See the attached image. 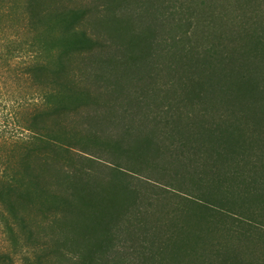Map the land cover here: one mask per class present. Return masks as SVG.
Wrapping results in <instances>:
<instances>
[{
  "label": "trees",
  "instance_id": "trees-1",
  "mask_svg": "<svg viewBox=\"0 0 264 264\" xmlns=\"http://www.w3.org/2000/svg\"><path fill=\"white\" fill-rule=\"evenodd\" d=\"M54 22L66 43L49 65L30 33ZM129 168L193 197L167 216L170 197H147ZM252 205L264 208V0H0V264H236L264 249ZM213 224L242 233L235 257L223 243L197 254Z\"/></svg>",
  "mask_w": 264,
  "mask_h": 264
},
{
  "label": "rangeland",
  "instance_id": "rangeland-1",
  "mask_svg": "<svg viewBox=\"0 0 264 264\" xmlns=\"http://www.w3.org/2000/svg\"><path fill=\"white\" fill-rule=\"evenodd\" d=\"M46 1V0H44ZM47 1H51L52 4H54L56 1L58 2H67L70 5L73 6H78L81 5L85 0H47ZM229 3V1L227 2V4ZM199 10H203L205 12V10L207 11V9L205 7H203V5L199 4ZM28 36V35H27ZM31 38H33V41H35L37 43V45L41 48L42 50V58L45 63H48L49 65H54L55 61H56V55L58 54V52L65 46L64 43V39L62 38L61 35V24L60 23H52V25H48V27H46L45 29H41L37 32L34 33H30V40ZM54 104H56V100H52ZM102 165H98L95 164V166L97 167H103L105 168V170H110V165H112L111 162L106 163H101ZM109 166V167H108ZM141 168V167H140ZM140 168H129V169H124V171L129 175V179L132 182V185H136L139 188H143L144 191L146 193H148L147 197H170L169 199L163 201V202H168L169 205L167 207V209H165V214L168 216L170 215H174L175 211H178L179 209V204L180 206H183L187 200H183L182 197L188 198L189 197H193V196H188L189 194L186 192H182L180 190H178V188H173V187H169L167 185H164L162 183H158L155 180H148L146 179V176H148L147 173H142L140 171ZM146 176H145V175ZM108 183V182H107ZM105 183V184H107ZM152 187L154 190H152ZM157 191V192H156ZM159 192V193H158ZM161 192V194H160ZM151 193V194H150ZM106 197H128L125 194V191L122 187H113L110 188V186H107V195ZM218 198V197H217ZM36 200L37 203V207L39 210L41 209H46V206L50 204L49 200H44L41 197H35L34 198ZM219 201H215V204H217L216 206H221V204H219ZM117 205L119 204V199L116 203ZM189 204L192 206L193 211L196 210L197 212V217H195V220L199 221L201 220V223L203 225H206V220H207V215L203 216L205 214L206 211L202 210V206L200 204H196L193 202L189 201ZM254 206V205H252ZM247 209V208H246ZM252 210L256 211V218L259 220V227H261V229H258L259 231L264 232V222L261 223V218L264 219V208H256L255 206L252 207ZM253 211V212H254ZM262 213V215H260L259 213ZM181 214L182 212L179 213V217L181 218ZM235 214V213H234ZM238 217L241 218V215L237 214ZM244 217H247L245 215H243ZM218 218L220 219L219 215ZM215 219H217V217H215ZM239 219V218H237ZM237 222V221H236ZM167 223H170V220L167 219ZM232 227V225H230ZM213 228L214 224L212 225ZM215 228L212 232V235H210V231L209 232V237L208 240L204 243H199L196 247L197 250V254H201L204 255V252L206 251V253H210L212 252V249L215 248V244L216 246L219 243H223L225 246L224 249H228V251L233 255V257H235V253L237 250H234L235 246H239L240 244V237L242 235V233L236 229L233 233V231L230 233V231L228 230V228ZM10 240L6 239V245H8V247L14 249V245L13 243H11L12 238L14 239L15 242H18V235L17 233H10ZM5 242L4 237H0V246L4 247L3 243ZM13 242V240H12ZM215 242V243H214ZM5 245V246H6ZM244 254L243 257L241 258V260H236V264H264V262L260 259H258L257 257H261L262 259H264V249H261L259 246L253 247L252 245L249 247H245L242 249ZM21 257L16 258V264H36V256L35 255H30L29 258L25 259V255L20 254ZM243 259V260H242ZM220 264H224L225 260L223 257H221L219 260Z\"/></svg>",
  "mask_w": 264,
  "mask_h": 264
}]
</instances>
